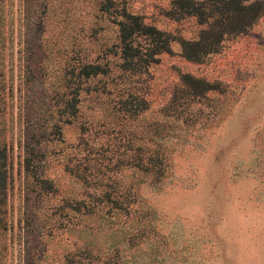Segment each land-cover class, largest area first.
I'll return each instance as SVG.
<instances>
[{
    "label": "rangeland",
    "instance_id": "rangeland-1",
    "mask_svg": "<svg viewBox=\"0 0 264 264\" xmlns=\"http://www.w3.org/2000/svg\"><path fill=\"white\" fill-rule=\"evenodd\" d=\"M171 1H4L0 264L66 257L76 264H264V11L246 33L224 38L195 63L180 55L177 39L196 38L200 26L172 17ZM122 10L175 38L143 73L122 72L117 57L101 51L114 41ZM73 55L75 63L106 61L109 73L81 81L64 142H49L41 161L25 168V131L37 122L23 97L43 103ZM182 73L218 89L190 99ZM142 100L146 109L134 115ZM33 135L28 142L41 139ZM137 145L168 155L161 188L138 174ZM82 157L86 182L74 174Z\"/></svg>",
    "mask_w": 264,
    "mask_h": 264
},
{
    "label": "trees",
    "instance_id": "trees-1",
    "mask_svg": "<svg viewBox=\"0 0 264 264\" xmlns=\"http://www.w3.org/2000/svg\"><path fill=\"white\" fill-rule=\"evenodd\" d=\"M4 1L0 0V39H2L3 29L1 27L6 14ZM103 7L100 5L98 9L106 11V8ZM263 11V5L258 0H172L169 13L176 19L193 17L200 26L196 38L180 37L177 39L180 55L187 61L198 63L205 56L217 52L224 38L246 33ZM120 15L118 22L116 20L114 41L103 46L101 51L104 54L111 53L116 56L119 60L118 68L122 72L128 74L143 73L150 63L155 62L157 55L171 51L170 43L175 41L172 35L152 24L145 23L138 14L122 10ZM138 38L144 40L143 45L138 43ZM74 58V55L70 56V59L73 60L72 63L61 75V81L58 85L53 86L42 98L43 103H39V97H35L38 100L28 94L23 97L25 100L30 99V107H32L30 110L35 114L37 122V124H30L31 133L29 130L25 131L23 144V165L25 168L30 166L33 161H41V157L45 154V147L49 142L53 143V146L64 142V125L73 123L77 117L79 94L84 90L79 87L81 81L85 82L94 77L106 76L109 73L110 67L106 61L100 63L77 60L75 63ZM3 63L4 56L0 51V90H3L4 84ZM180 81L183 90L190 99L201 97L208 91L218 89L217 83L205 81L188 73L180 74ZM25 87L29 88L30 85ZM4 103L5 96L0 91V115L3 113ZM143 104L144 101L142 100L137 109L133 110L134 115H140L144 112L146 106H141ZM173 111L176 110L173 109ZM174 114L175 117L173 118L176 119L178 114L177 112ZM174 114H170V116ZM2 123L3 120L0 119V127ZM150 125L155 127L154 123ZM87 126L88 124L82 121L79 123L78 129L82 132ZM33 132L41 135V139L28 142L30 139H34ZM26 137H28L27 140ZM154 145L160 146L161 140L154 142ZM5 157L6 143L1 138L0 128V201L5 182ZM86 160V157H82L81 162L75 165L81 166L82 169L74 170L75 176L83 182H86L87 179V174H85L88 167L85 164ZM168 165L169 157L162 149L155 148L145 151L140 145L135 147L134 166L138 174H142V181L147 182L148 185L161 188L164 178L167 176ZM138 182L141 181L138 180ZM78 202L82 203V201ZM92 209V207L88 208V210ZM141 211L146 212V210ZM62 264H76V262L72 257H66Z\"/></svg>",
    "mask_w": 264,
    "mask_h": 264
}]
</instances>
